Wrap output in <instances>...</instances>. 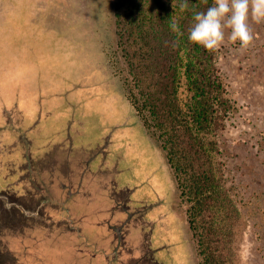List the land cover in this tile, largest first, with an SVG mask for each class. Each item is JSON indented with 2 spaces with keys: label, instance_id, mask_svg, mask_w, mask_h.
I'll use <instances>...</instances> for the list:
<instances>
[{
  "label": "rangeland",
  "instance_id": "1",
  "mask_svg": "<svg viewBox=\"0 0 264 264\" xmlns=\"http://www.w3.org/2000/svg\"><path fill=\"white\" fill-rule=\"evenodd\" d=\"M249 23L254 40L246 50L228 39V31L215 50L216 66L237 107L218 135L222 170L243 216L227 264H264V22ZM119 29L115 0H0V167H23L22 161L41 166L37 157L19 154L29 145L20 121L32 112L41 118V130L48 123L45 132L62 137L73 135L80 121L87 146L100 142L97 151H110L109 158L125 168L118 184L129 180L138 186L136 200L158 203L154 209L162 219L154 236L158 232L168 243L177 264L178 250L187 261L192 252L187 205L180 201L165 152L125 96V81L132 82L128 55L137 44L134 34L121 44ZM189 94L183 84L180 96ZM6 192H0V264H14V251L21 247L10 250V237L42 221L38 214H21L20 199ZM29 206L35 208L36 201ZM123 264L158 263L140 256Z\"/></svg>",
  "mask_w": 264,
  "mask_h": 264
},
{
  "label": "trees",
  "instance_id": "2",
  "mask_svg": "<svg viewBox=\"0 0 264 264\" xmlns=\"http://www.w3.org/2000/svg\"><path fill=\"white\" fill-rule=\"evenodd\" d=\"M181 3L115 0L121 44L133 34L137 44L128 55L132 82L125 81V96L165 152L180 201L187 205L200 264H227L243 216L222 170L218 135L237 107L215 51L187 39L192 9L205 11L213 0H189L188 10H181ZM173 21L179 33L170 30ZM183 84L190 93L185 99Z\"/></svg>",
  "mask_w": 264,
  "mask_h": 264
},
{
  "label": "crops",
  "instance_id": "3",
  "mask_svg": "<svg viewBox=\"0 0 264 264\" xmlns=\"http://www.w3.org/2000/svg\"><path fill=\"white\" fill-rule=\"evenodd\" d=\"M20 122L29 145L19 154L37 157L41 166L28 167L27 161H22L23 167H0V192L7 191L6 196L8 191L13 193L20 199L19 212L38 214L42 223L24 226L10 237V250L14 251L12 245L21 247L14 251L18 264H123L140 256H149L158 264H174L168 243L160 240L158 232L156 239L154 236L162 219V213L158 215L154 209L158 203L136 200L138 186L129 180L118 184L116 179L125 168L109 158L110 151L102 155L97 151L100 142L87 146L80 121L68 137L46 133L48 123L41 130V118L34 112ZM110 163L114 167H109ZM33 199L35 208L29 206ZM184 219L192 252L187 261L180 259L178 250L176 263L200 264L186 213Z\"/></svg>",
  "mask_w": 264,
  "mask_h": 264
},
{
  "label": "clouds",
  "instance_id": "4",
  "mask_svg": "<svg viewBox=\"0 0 264 264\" xmlns=\"http://www.w3.org/2000/svg\"><path fill=\"white\" fill-rule=\"evenodd\" d=\"M189 0H182L181 10H188ZM193 24L188 32V41L215 51L228 39L247 49L254 40L250 19L259 24L264 22V0H213L205 11L192 9ZM170 30L179 33L176 22H170Z\"/></svg>",
  "mask_w": 264,
  "mask_h": 264
},
{
  "label": "flooded vegetation",
  "instance_id": "5",
  "mask_svg": "<svg viewBox=\"0 0 264 264\" xmlns=\"http://www.w3.org/2000/svg\"><path fill=\"white\" fill-rule=\"evenodd\" d=\"M5 237V236H4ZM14 264H18L17 261H14Z\"/></svg>",
  "mask_w": 264,
  "mask_h": 264
}]
</instances>
